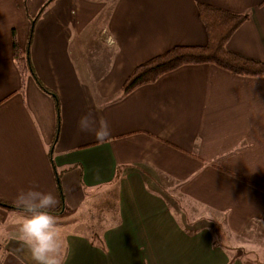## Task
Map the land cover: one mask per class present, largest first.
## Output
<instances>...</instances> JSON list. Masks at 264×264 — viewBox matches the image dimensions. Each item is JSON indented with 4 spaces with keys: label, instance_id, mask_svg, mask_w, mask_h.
<instances>
[{
    "label": "crops",
    "instance_id": "crops-1",
    "mask_svg": "<svg viewBox=\"0 0 264 264\" xmlns=\"http://www.w3.org/2000/svg\"><path fill=\"white\" fill-rule=\"evenodd\" d=\"M199 3L248 13L226 47L264 63V0H0V203L52 192L66 264H264V75L191 64L122 91L151 57L207 43ZM89 112L103 141L77 128ZM98 194L106 250L77 230ZM19 220L0 205V264H33Z\"/></svg>",
    "mask_w": 264,
    "mask_h": 264
},
{
    "label": "trees",
    "instance_id": "trees-1",
    "mask_svg": "<svg viewBox=\"0 0 264 264\" xmlns=\"http://www.w3.org/2000/svg\"><path fill=\"white\" fill-rule=\"evenodd\" d=\"M197 8L199 17L205 28L207 43L201 46H173L163 53L153 56L137 65L124 82L122 89L124 94L129 93L134 88L143 84L152 83L161 75L183 65L211 63L235 74L246 76L264 75V63L233 53L226 47L231 35L249 18V14L233 13L222 8L202 3H199ZM30 37L31 36H29L28 39L29 42ZM28 46L29 43L27 44V49L23 50L19 47L15 39H13V58L21 75L29 73L35 76L28 57ZM39 85L43 90L54 97L55 110L58 115L59 106L55 94L43 87L40 83ZM59 191L61 198L60 209H62L63 194L60 186ZM0 205L16 208V206L13 205H5L2 203H0ZM97 246L104 249L101 240H99Z\"/></svg>",
    "mask_w": 264,
    "mask_h": 264
},
{
    "label": "clouds",
    "instance_id": "clouds-1",
    "mask_svg": "<svg viewBox=\"0 0 264 264\" xmlns=\"http://www.w3.org/2000/svg\"><path fill=\"white\" fill-rule=\"evenodd\" d=\"M80 132L92 133L98 141L110 135L106 121L96 122L89 112L77 121ZM20 220L13 233L30 254L33 264H66L62 236L57 230V219L52 210L56 196L36 187L21 189L14 200Z\"/></svg>",
    "mask_w": 264,
    "mask_h": 264
},
{
    "label": "rangeland",
    "instance_id": "rangeland-1",
    "mask_svg": "<svg viewBox=\"0 0 264 264\" xmlns=\"http://www.w3.org/2000/svg\"><path fill=\"white\" fill-rule=\"evenodd\" d=\"M100 196H101L100 194H98L96 196L97 201L95 202V205L93 203L91 205H88V206L83 205L81 207V209H80L81 215H79V216H82L81 219L84 222L80 227L78 226V229H77L78 231H81L80 228H83V230H84L83 233H86L87 237L91 240V243L95 244L96 246L99 243V240H101L103 242V239L100 235H98L99 233L96 234L95 232H99L101 225L106 223L107 219L109 222L113 217V214H112L113 210L112 209L106 208V211H105L104 203H103V208L101 207L102 202H100V200L98 199V198H100ZM78 225H80V223H78ZM89 227H91V230L89 229ZM218 238H219V242L221 244V242H223V238L220 235L218 236ZM228 242H229V244H231L230 239L228 240ZM103 246H104V249H102L101 247H99V248L102 250H106V246H105L104 242H103ZM251 254L255 255L256 253L252 251ZM1 255H2V253H1Z\"/></svg>",
    "mask_w": 264,
    "mask_h": 264
}]
</instances>
